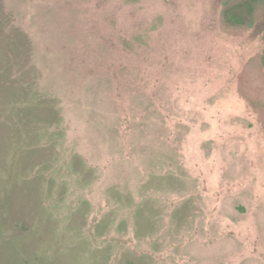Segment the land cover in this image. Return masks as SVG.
<instances>
[{"label": "rangeland", "instance_id": "374dc122", "mask_svg": "<svg viewBox=\"0 0 264 264\" xmlns=\"http://www.w3.org/2000/svg\"><path fill=\"white\" fill-rule=\"evenodd\" d=\"M0 264H264V0H0Z\"/></svg>", "mask_w": 264, "mask_h": 264}]
</instances>
